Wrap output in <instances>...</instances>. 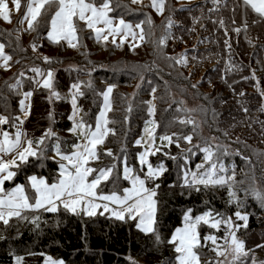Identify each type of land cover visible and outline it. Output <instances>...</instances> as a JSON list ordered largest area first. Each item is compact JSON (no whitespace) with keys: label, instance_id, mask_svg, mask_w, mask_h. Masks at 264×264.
I'll return each mask as SVG.
<instances>
[{"label":"trees","instance_id":"trees-1","mask_svg":"<svg viewBox=\"0 0 264 264\" xmlns=\"http://www.w3.org/2000/svg\"><path fill=\"white\" fill-rule=\"evenodd\" d=\"M169 3L170 7L178 4L164 34L156 32L161 25L153 24L150 16L152 23L144 27L146 40L138 46L99 41L106 46L105 57H99L91 48L96 37L82 21H77L79 42L70 47L64 41L57 44L47 38L48 15L40 18L36 30L21 31L19 21L26 0H21L18 15L11 14L12 26L0 17V41L12 57L10 68L0 70V115L10 118L7 128L15 129L11 118L20 114L21 91L32 90L31 113L23 124L24 130L33 140L53 130L55 139L41 146L42 155L29 157L16 169V177L6 182L7 188L20 182L27 186V177L34 172L53 181L59 168L51 157L55 145L59 143L65 152L77 141L69 131L71 102L54 97L49 100V90L34 83L41 78L30 70L33 67L53 70L54 88L59 93L68 92L73 83L83 82L84 96L79 97V103L89 123L95 121L102 102L99 94L106 84L115 86L110 112L115 134L110 133L105 142L113 156L105 155L100 148L96 164L98 168H115L110 179L101 184V192L112 191L118 182L127 184L121 177V159L127 156L130 163H136L140 148L135 142L149 116L152 96L156 98L159 131L192 136L191 143L180 139L179 147L172 143L151 156L153 165L163 164L165 169L154 182L159 185L155 233L141 231L138 222L128 218L89 216L65 208L55 212L27 210L22 212L23 218L13 217L8 225L0 222V264H16L18 256L22 264H44L46 256L63 259L66 264H177V253L169 240L189 209L194 216L211 210L224 218L237 211L245 212L248 221L239 236L248 251V260L258 259L264 252V206L253 195V190L264 193V17L245 5L244 0H201L188 5H182V0H167V6ZM111 6L116 16L149 17L130 0H112ZM54 10L55 6L51 11ZM236 28L241 31L237 33ZM162 37H168L167 44H160ZM45 56L51 63L44 62ZM173 57H183L186 63H177ZM18 80L20 85L12 88ZM89 81L91 88L86 86ZM137 81L140 83L131 91ZM152 89H156L155 93ZM188 119L194 124L179 122ZM204 147H210L216 154L214 159L219 157L225 166L227 171L221 175L235 174V198L229 197L227 185L185 184V171L194 172L204 162ZM27 190L33 198L34 191L29 187ZM213 231L207 225L200 227L202 245L203 237ZM222 233V229L217 230L219 237ZM197 251L202 259L212 257L209 245Z\"/></svg>","mask_w":264,"mask_h":264},{"label":"snow or ice","instance_id":"snow-or-ice-1","mask_svg":"<svg viewBox=\"0 0 264 264\" xmlns=\"http://www.w3.org/2000/svg\"><path fill=\"white\" fill-rule=\"evenodd\" d=\"M140 2L141 0H131L132 4ZM10 3L12 7L9 6V0H0V17L4 21L9 22L12 9L14 8L17 12L20 11L21 0H10ZM213 3H218V0H213ZM244 3L250 6L259 16L264 17V0H244ZM111 4L112 0H100L99 4H97V0H27L25 4L26 11L19 23L23 24L27 22L26 30L34 31L39 24L40 18L48 15L50 28L47 32V38L57 44L62 40L66 41L70 47H76L79 42L77 21L84 22L86 28L92 29L95 32L97 41L101 39L106 41L108 36H113V43H115L116 36L127 38L129 35L133 39L139 35V39L144 40V29L142 27L144 21L135 24V28L140 30L139 33L133 31V24L126 22L122 17L117 23L109 16V13L113 11ZM53 6H55L54 12L51 11ZM151 7L157 13L163 14L165 0H151ZM147 23H152L150 18L147 19ZM168 23L170 27L171 20ZM220 23L223 26V21H220ZM101 24L105 27H97V25ZM234 30L237 33L241 31L240 28ZM166 39L167 37H162L159 41L160 44H164ZM225 44L229 48L231 47L227 41H225ZM4 47L3 44H0V60L3 61L0 67L8 68V62L12 57L5 54ZM32 48L35 51L36 45L33 44ZM172 59H176L177 63H186L183 57L180 59L173 57ZM43 60L45 63H51V59L47 56L43 57ZM30 70L37 77L41 78L34 80V83L39 87L49 90V100L53 97L56 99L61 98L54 88V72L51 69L44 71L39 67H33ZM21 76H23V73H21ZM253 78L255 77L253 76ZM20 83L18 80L11 87L17 88ZM82 83H73L70 86L69 92L72 106V115L69 119L73 121V127L69 131L74 134L79 132L82 142L74 144V150L69 154L61 152L59 143L55 145V151L60 160L67 162L59 164L60 172L56 182L49 184L44 178H38L35 175L27 178V187H30L34 191L32 198L34 203L30 201L27 195L26 185L17 184L11 189H5L4 185L6 181H12L16 177L17 171L13 169L18 170L23 164L28 162L29 157H38L43 154L41 145L44 144L45 139L50 138L54 133L48 130L36 140L29 139L27 133L22 130L23 120L19 116L11 118V127L16 129L14 133H9L0 128V222L8 225L10 219L13 217L23 218L22 211L24 210L44 209L45 211L55 212L57 211V202H59L63 204L65 209L74 213L80 209L86 215L92 216L96 214L98 208L103 207L105 212H111L113 216L120 220H123L125 215L134 220L139 218L137 227L141 231L155 233L156 201L154 197L156 196V187H159V185L149 188L147 187V182L153 181L165 171L163 164L153 167L148 159L150 155H155L156 152L161 150L155 147V127H148V125H154L155 122L147 121L144 129L147 139L145 140L142 137L136 141L137 145H141L142 143L145 145L144 151L138 153L139 173L143 175L141 176V174L129 167L125 157L123 179L130 181L131 187L123 188L122 192L114 190L109 194L98 191L101 184L110 179L115 168V165L104 168H93L90 166L91 161L99 159L98 146L104 144L109 133L115 134L114 129L108 127L109 123L112 122L108 119V113L112 110L110 95L115 86L109 85L106 90L99 94L103 97V106L100 108L98 115H96L93 126L86 123L83 118L77 119L81 111L77 100L78 97L84 96V92L81 91ZM86 86L91 88V82L89 81ZM155 91L156 89H152L153 93ZM261 94L264 95V92ZM32 95V92L23 93V99L19 102L20 111L25 116L29 114L31 106L28 101H30ZM149 105L148 111L149 114H152L154 113V105L151 102H149ZM128 110L131 111V108ZM179 122L182 124H194V121L191 119ZM9 123L10 118L8 116L0 115V125ZM173 137H176V139L174 140ZM180 139L191 143L192 136H180L176 133L160 136L162 142L166 141L168 145L176 143L177 147H179ZM201 150L204 153V162L196 166V172L185 171V184L190 186L203 185L204 187L227 185L229 197L235 198L236 193L232 190V186L235 183V174L233 173L231 176L221 175V173L227 170L223 163L219 162V157L214 159L216 154L210 147H204ZM104 154L110 157L113 156L111 149H107ZM172 158L175 159V157ZM201 169L203 171H200ZM189 176L191 179H189ZM253 195L264 206V193L253 190ZM97 201L104 203H97ZM110 205H115V207L110 208ZM235 216L240 220L247 221V216L241 215L239 211L235 213ZM36 219L38 220V217ZM183 219V227L176 228L169 240V243L174 246V251L177 253V264H201L197 249L207 246L208 241L215 246L212 251L216 253L217 257H224L230 250L232 254L231 264H236V261L241 256L247 255L244 250V242L237 239L234 232L230 230L232 228L231 217L225 219L219 213L214 216L211 210L201 215L193 216L192 210L189 209ZM201 224L217 230H219L222 224L225 225L227 235L223 239L226 247L219 245L217 243L219 238L211 234L203 237L205 243L202 245L199 232ZM156 238L159 240V235ZM16 264H22L21 257L16 258ZM45 264H63V261L47 257ZM133 264H135L134 261ZM217 264H223V261H217Z\"/></svg>","mask_w":264,"mask_h":264},{"label":"rangeland","instance_id":"rangeland-1","mask_svg":"<svg viewBox=\"0 0 264 264\" xmlns=\"http://www.w3.org/2000/svg\"><path fill=\"white\" fill-rule=\"evenodd\" d=\"M201 0H182V5H188V4H191V3H196V2H200ZM219 1V0H218ZM26 2H27V0H26ZM130 2H131V0H130ZM176 5L178 4V3H175ZM133 5H138L139 6V9H140V11H146L147 12V14H149V17H147V16H144V17H139V18H136V19H129L128 17H126V16H116L113 12H110L109 13V16L111 17V18H113L117 23H118V20L122 17L123 19H125V21L126 22H130V23H132L133 24V31H135V32H137V33H139L140 32V30L139 29H136L135 28V24H137V23H140L141 21H144V23H143V25H142V27H143V29H144V40H140L139 39V35L135 38V39H133L130 35L127 37V38H123L122 36H116L115 37V44H120V45H126V44H128V45H130L131 47H134V46H138V45H140L141 43H143L145 40H146V34H145V26H146V24H147V19L148 18H150V16H152L151 18H152V21L154 22L153 24H155L156 26H159V25H161V27H159L160 28V30H157L156 32L158 33L159 31H160V33L161 32H163V34L165 33V27H166V25H167V22H169V20H171L170 18H173V16H174V14H175V11H176V8H175V6L176 5H174V3H173V5H171V7H170V3H169V6H167V0H165V8H164V12H163V14H160V13H157V11L153 8V7H151V0H141V2L140 3H138V4H133ZM9 6L10 7H12L11 6V3H10V0H9ZM112 7V6H111ZM169 8V9H168ZM26 11V8H25V10H24V12ZM12 13H14V15H18V12L13 8L12 9V12H11V14ZM24 14V13H23ZM23 16V15H22ZM12 19V18H11ZM10 19V20H11ZM9 22V21H8ZM172 22V21H171ZM169 24V23H168ZM9 25H13V23L10 21L9 22ZM97 27H99V28H104L105 26L104 25H97ZM20 28H21V31L23 32H25L26 31V29H27V22H25V23H23V24H21L20 23ZM93 33H94V35H95V32L92 30V29H90ZM156 32L154 31V33H153V36H154V38L155 39H157V36H156ZM95 37H96V35H95ZM63 41V40H62ZM99 41H105V40H103V39H101V40H99ZM99 41H97V39H96V41H95V43H93L92 45H90L91 46V48H94L96 51H97V54H98V56L99 57H105V56H107V54H108V52H107V49H106V46H105V44L103 43V42H99ZM106 41H108V42H111V43H113V36H108V39L106 40ZM123 41V42H122ZM64 42H66V41H64ZM67 43V42H66ZM168 43V37H167V39H166V42L164 43V44H167ZM0 44H3L1 41H0ZM68 44V43H67ZM4 45V44H3ZM5 46V45H4ZM86 49L87 50H89L90 48L88 47V45L86 44ZM4 51H5V54L6 55H9L8 53H7V51H6V49H5V47H4ZM86 53V52H85ZM85 55H87V53L85 54ZM90 55V54H89ZM180 55V54H179ZM0 64H3V61L2 60H0ZM8 64H9V67L8 68H4V67H0V70H6V69H9L10 68V61L8 62ZM53 71V70H52ZM138 83H140V81H137V83L136 84H134L131 88H130V90L132 91V90H135L136 89V86L138 85ZM109 85H111V84H106V87H105V89L104 90H106V88L109 86ZM25 92H32L33 93V91L32 90H25V89H22V91H21V94H22V97H21V99H23V93H25ZM69 92H70V90L68 91V92H66V93H59L60 94V99H66V100H69L70 101V95H69ZM33 96V95H32ZM32 96H31V98H30V101H28V103H30V106L32 107ZM55 98V97H54ZM110 101H111V106H113V99H112V93H111V95H110ZM150 102H151V104L152 105H154V113H152V114H149V116L147 117V119L144 121V123H143V127H142V132H141V134H140V136L138 137V139L137 140H139V139H141L142 137L146 140L147 139V136H146V134H145V131H144V129H145V126H146V122L147 121H154L155 122V124L154 125H148V127H155V133H154V135H155V137H156V140H155V147H157V148H162V147H166V146H170V145H168L167 144V142L166 141H161L160 140V136H162V135H165V134H167V135H172L171 133H167V132H160L159 131V125H158V121H157V119H156V98H155V95L154 96H152L151 98H150ZM77 104H78V107L80 108V113H79V115L77 116V119H80V118H83V120L86 122V123H88V124H92L93 126H94V123H95V121H94V123H89L88 121H86V117H85V115H83L82 114V109H81V106H80V103H79V97H78V100H77ZM103 106V97H102V102H101V107ZM188 106L190 107V108H194V105H192V104H188ZM31 107H30V111H29V114L27 115V116H25L21 111H20V114H19V117L21 118V120H23V124L25 123V121L29 118V116H30V113H31ZM100 107V108H101ZM99 111H100V109H99ZM99 111H98V113H99ZM111 112V111H110ZM110 112L108 113V119L110 120ZM98 113H97V115H98ZM23 126V125H22ZM72 127H73V121H72ZM71 127V128H72ZM108 127H110L111 128V126H110V123H109V125H108ZM0 128H3V130L4 131H8L9 133H14L15 131H16V129H10V128H7L6 127V124L5 125H0ZM52 132H53V130H51ZM70 133L72 134V135H74L75 137H76V139H77V141L75 142V144L76 143H80V142H82V138L80 137V133L79 132H77V133H72L71 131H70ZM109 135H110V133H109ZM108 135V136H109ZM108 136L106 137V139H105V141H104V144L103 145H101V146H98V152H100V148H102L104 151H106L107 149H109L107 146H105V142H106V140H107V138H108ZM28 137V136H27ZM29 138V137H28ZM51 140H55L54 139V136H51L50 138H47V139H45V142H44V144L43 145H41L42 147H46L47 146V144H49L50 143V141ZM136 140V141H137ZM212 140L214 141V138L212 137ZM193 144V143H192ZM74 145V144H73ZM73 145H71L68 149H66L65 150V152H63V153H65V154H69V153H71L73 150H74V148H73ZM135 146L136 147H138V148H140V151H138V153H140V152H142V151H144V148H145V145L142 143L141 145H137L136 144V142H135ZM53 149H54V146H53ZM60 149H63L62 147H60ZM62 152V151H61ZM157 153V152H156ZM151 156L152 155H150L149 157H148V159H149V162L151 163ZM51 157L55 160V161H57L58 162V165L60 164V163H67V162H65V161H61L60 160V157L57 155V153H56V151H55V149H54V152L51 154ZM125 157H126V159H127V164H128V166L129 167H131V168H133L134 170H135V172H137V173H139V169H140V165H139V161H138V154H137V156H136V163H130L129 162V160H128V158H127V156H123L122 157V159H121V170H122V174H121V177L123 178V167H124V159H125ZM96 164H98V160H94V161H91L90 162V166L91 167H93V168H98L97 166H96ZM153 165V164H152ZM153 167H156L155 165H153ZM13 170H16V169H13ZM147 169H146V167H145V171H146ZM197 171V169L194 171V172H196ZM59 172H60V168H58V171H57V173H56V176H55V179H53V181H50L48 178H47V176H45V175H40L39 173H36V172H34V173H31L29 176H32V175H35V176H37L38 178H44L49 184H51V183H54V182H56L57 180H58V177H59ZM163 173H164V171H163ZM163 173L161 174V175H163ZM139 174H141V176L143 175L142 173H139ZM161 175H159V176H161ZM28 176V177H29ZM27 177V178H28ZM89 179H91V177H89ZM125 180V179H124ZM127 181V180H126ZM7 182V181H6ZM6 182H5V185H4V187H5V189H11V188H7L6 187ZM26 183H27V185H28V180H26ZM18 184H24V185H26L24 182H20V183H18ZM17 185V184H16ZM15 185V186H16ZM14 186V187H15ZM155 185L152 183V182H147V187H149V188H153ZM27 187V186H26ZM126 187H131V183H130V181H127V184H122L121 182L119 183L118 182V186L117 187H114L113 188V190L112 191H117V192H122V189L123 188H126ZM13 188V187H12ZM30 188V187H29ZM98 191H100L99 189H98ZM112 191H110V192H102V193H104V194H109V193H111ZM27 195L29 196V198H30V201L31 202H33L34 203V200L30 197V194H29V191L27 190ZM154 199H155V201H156V212H155V221H156V216H157V210H158V205H157V199H156V197H154ZM97 203H104V202H102V201H97ZM115 207V205H110V208H114ZM59 208H64L63 207V204H61V203H59V202H57V210L59 209ZM40 210V209H39ZM24 211H27V210H24ZM23 212V211H22ZM72 212V211H71ZM77 212H79V213H84V211H82V210H80V209H78L77 210ZM207 212V211H206ZM240 213H241V215H244V216H247V221H248V215L245 213V212H242V211H239ZM101 213H103L104 215H108V216H112V217H115V216H113L112 214H111V212H105L104 211V209H103V207H100V208H98L97 210H96V214H101ZM85 214V213H84ZM95 214V215H96ZM202 214V213H201ZM201 214H198V215H201ZM214 215V214H213ZM194 216V215H193ZM197 216V215H196ZM215 216V215H214ZM229 217H231V221H232V228L230 229L232 232H234V234H235V236L237 237V239H239L240 241H241V238H240V236H239V233H240V229H241V227L242 226H246L247 225V221L245 222L244 220H240V219H238L236 216H235V213L234 214H232V215H229V216H227L225 219H227V218H229ZM116 218V217H115ZM126 218H128V216L127 215H125V218L124 219H126ZM219 218V217H218ZM128 219H130V218H128ZM131 220H134V219H131ZM134 221H136V222H138L139 223V218H137V219H135ZM183 225H184V220H183V223L180 225V226H178L177 228H181V227H183ZM203 224H201L200 226H199V232H200V227L202 226ZM156 227V223H155V225H154V228ZM219 229H222V231H223V233L221 234V237H219L218 235H217V229H213L214 231L211 233V235H215V236H217L219 239L217 240V243L219 244V245H221V246H224V247H226V245H225V241H224V239H223V237L225 236V235H227V231H226V226L225 225H221V227L219 228ZM210 235V234H209ZM201 243H202V238H201ZM207 245H209L212 249H213V247H215L214 245H212L211 244V242L210 241H208L207 242ZM245 246V245H244ZM244 250H245V252L248 254V251L244 248ZM251 253V252H250ZM19 257V256H18ZM47 257H51L53 260H57V261H63V264H66V261L65 260H63V259H60V258H55V257H52V256H46L45 257V259L47 258ZM17 258V257H16ZM250 257H248V255H243V256H241L240 258H239V260H237L236 261V264H248L249 263V261H250V264H264V252L262 253V254H260L259 256H258V259H255L254 260V258L252 257V259H253V261L251 262V259L250 260H248ZM45 259H44V264H45ZM200 260H201V264H207V263H209L210 262V264H217V261H223V264H231V261H232V254H231V251L229 250V252H227L226 254H225V256L224 257H217V255H216V253L214 252V251H212V257L210 258V259H202L201 257H200Z\"/></svg>","mask_w":264,"mask_h":264},{"label":"built area","instance_id":"built-area-1","mask_svg":"<svg viewBox=\"0 0 264 264\" xmlns=\"http://www.w3.org/2000/svg\"><path fill=\"white\" fill-rule=\"evenodd\" d=\"M22 130L24 131V128L23 127H22ZM155 180H156V178L153 181H151V182L154 184Z\"/></svg>","mask_w":264,"mask_h":264},{"label":"crops","instance_id":"crops-1","mask_svg":"<svg viewBox=\"0 0 264 264\" xmlns=\"http://www.w3.org/2000/svg\"><path fill=\"white\" fill-rule=\"evenodd\" d=\"M23 127V126H22ZM24 128V127H23ZM24 132H25V130H24Z\"/></svg>","mask_w":264,"mask_h":264}]
</instances>
